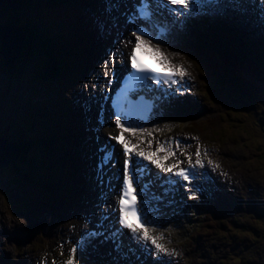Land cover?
<instances>
[{"label":"rangeland","instance_id":"1","mask_svg":"<svg viewBox=\"0 0 264 264\" xmlns=\"http://www.w3.org/2000/svg\"><path fill=\"white\" fill-rule=\"evenodd\" d=\"M7 1L9 0L5 3ZM7 3L9 5L10 1ZM110 3L111 0H54V3L53 0L48 2L42 0L40 6L34 4V7L27 5L24 8L20 0H17V8L9 5L10 8L4 9L0 6V22L12 21L14 11L18 12L17 15L15 13L16 19L24 22L18 26L17 38L15 36L7 38L15 53L21 55L22 43L20 46L19 44L26 35L31 36V44H37L43 38L46 39V35H53L54 32L60 34L58 35L60 37L56 38L59 47L60 43H63L62 48L66 50L64 37L67 42L72 39L74 44L69 46L74 51L83 53L88 62V66L78 70L75 76H67V78L62 75L45 81L41 79L44 62L36 56H33L32 61L20 57L7 63L5 59L7 55L3 52L6 42L0 36V164H2L0 166V251L4 252L6 258L3 264L19 256L25 258V264H45L46 258L40 252L43 254L61 252L62 259L68 257L70 249L75 245L71 243L70 236L76 232L75 230L69 232L65 228L71 220L68 216L69 210L80 207L77 199L88 201L89 192L102 190L99 186L92 187V184L84 185L79 180L78 168L70 161L65 171L68 175L63 176L53 169L45 170L43 166L54 161L59 164L65 158L72 161L76 158L74 162L79 164L78 160L82 163L84 157L88 156V163L92 169L93 150L89 147V142H92L91 136H98L99 127L94 117L85 116V102L80 100L84 85L95 84L100 79H105L107 82L111 72L110 67L113 66L112 60L109 59L112 54L111 45L104 41L100 46L98 42V39L111 37L108 34L99 38L104 34V32L100 33V30H106L105 27L108 25L107 20L103 21L99 17L105 12L109 13ZM206 15V18L196 21L194 29L190 28L187 21H183V24L179 23L177 27L182 30V34L178 37V41L174 40V36L179 34L173 31L172 36L163 44V48L168 51L171 58L186 64L189 75L194 76L193 87H195L193 95L189 92V97L178 96L176 107L183 106L182 111L173 112L171 115L173 123L164 131L174 129L180 135L189 134L194 137V145L202 146L205 151H208L206 146L213 147L212 151L220 160L224 158L227 163L230 162L228 164H233L231 167L225 164L229 177L234 179L233 184L220 186L232 199H240L242 202L241 199L249 198L251 204L255 203V207L264 217V80L258 65L264 66L260 62V54L245 44V41L250 43V40L238 37L243 33L252 38L249 35L252 34L258 36L264 43V27L256 29L260 22H256L253 16L239 17L242 23L239 26L235 21L239 20L238 18L226 17L225 19L230 23L235 21L234 26H230L227 22L218 20L219 14ZM99 19L103 21V25H100ZM48 22H54V25H49ZM58 25L61 27L55 28ZM111 25L114 29L118 23ZM221 27L227 30L232 45L225 44L221 49L212 48L204 38L208 32H220ZM234 40H243L245 48H242L240 42L234 44ZM90 45L97 49L92 52ZM176 53L179 55H174ZM115 54L119 62L122 58L117 56L116 52ZM9 56L12 60L11 50ZM106 61L110 64L107 69L103 68ZM197 61L206 62L204 66L212 72L216 69L209 64H214L223 78L215 80L209 88L211 83L207 81L210 78L206 79V74ZM65 62L69 63L68 60ZM58 80L61 82L56 83ZM57 96H63L70 102L66 103ZM84 99L86 100L85 96ZM34 101L46 107L47 115L36 106ZM188 103L190 106L191 103L202 105L201 113H197L194 107L188 109ZM62 104L69 107L61 109ZM61 115L71 120L72 131L69 134L63 131L65 124L61 121V131H56V123ZM20 118L24 122L22 130L19 129ZM75 125L77 126L73 129ZM55 132L73 139L70 140L71 152L64 147L55 148L52 145L57 138ZM3 138L9 141L16 140L24 153L22 145L27 148L26 154H30L32 165H40L43 162V166L40 165V169L37 168L33 172H26L25 165L28 159L22 155L8 153L15 148L5 143ZM224 147L230 148L229 159L223 154ZM235 147L238 148L235 156L240 155L239 151L241 154H248L246 161L237 160L234 155L232 157L231 152ZM52 156H56L55 160ZM246 167L249 168L250 173L245 171ZM51 175L53 177H50ZM56 175L59 181L65 182V187L58 185L59 189L54 191L51 185ZM81 176L91 180V172L87 176L84 174ZM221 180V176L217 174L214 185ZM252 186H255V190ZM249 192L254 195L251 196ZM16 193L19 194V198L15 196ZM35 193L38 194L37 197ZM62 195L65 197L63 198ZM114 196L113 194V198ZM196 202L212 211V207L207 205L206 198H200ZM242 204L234 207L235 213L230 214L227 209L221 214L217 213V219L222 223L218 225V232L211 235L213 238L205 241H192L194 248L191 252L187 249L185 244L187 239L183 236L193 225L192 219H196V216L182 218V222L184 221L187 227L179 226L173 235L175 244L179 246L180 255L175 257L180 259L179 264H236L234 259L228 257V255L233 256V253L234 257L241 256L248 260V264H264V236L260 233H257V236L249 231L256 223L253 224L247 214L254 209L251 204L247 207L243 202ZM261 219L264 223V219ZM166 238L170 240L169 235H166ZM73 239H76V235ZM146 255L150 258L149 253ZM169 260L172 264H177L172 258Z\"/></svg>","mask_w":264,"mask_h":264},{"label":"snow or ice","instance_id":"2","mask_svg":"<svg viewBox=\"0 0 264 264\" xmlns=\"http://www.w3.org/2000/svg\"><path fill=\"white\" fill-rule=\"evenodd\" d=\"M167 4L178 6L168 10L174 14L176 20L183 24L181 17H189L199 14L204 8L209 5L219 6L220 0H166ZM264 3V0H262ZM155 4L159 7H165V0H155ZM134 12L128 17L129 23H135L138 20L144 21L146 24H151L156 28V34L153 35L146 27H137L133 32L135 36V44L129 53L131 61V71L125 80V86L121 93L113 102L115 109V124L121 129L120 134L111 137L116 140L122 147L125 160L122 169L119 170L117 179L120 181L119 196L116 201V207L112 209V213H105L103 219H107L111 214H117V223L119 228L112 229L108 235L100 231H90L85 238L77 242L70 249L69 257L63 264H79L76 258L78 246L83 248L85 244L98 237L104 236L105 240H111L117 252L122 251L121 229L127 230L129 238L140 248L147 250L151 255L159 260L162 256L176 257L180 253L176 249H170L163 243V233L154 235V229L150 227L155 224L156 213L159 212V203L164 197L174 195L178 186L182 185L189 190V198L196 199L201 191L200 181L203 178V173L198 169L204 168V161L201 159V149L197 145L195 152V162L193 163L192 154L181 152V155L187 157V167L182 166L185 161L177 157V152L172 147L165 146V143H158L154 150L144 151L139 148L138 144H132L129 139L124 136L125 132L135 134L138 129L127 126L130 121L125 119L122 121V115H128L133 110L137 109L144 103L143 97L139 100H132L131 94L134 92L147 89L152 91L163 90V85H168L170 88L180 81L184 80L189 73L187 69L180 65H173L169 57L158 47L152 46V39H161L169 31L168 25H160L155 21V12L153 8V0H139L134 6ZM264 11V7H262ZM147 37V38H146ZM131 43V41H128ZM141 53L153 59L158 65L163 67V71L157 72L155 68H151L144 64L137 53ZM123 55L122 53L120 54ZM174 55H179L178 53ZM116 54L110 55L109 59L114 60ZM105 69L108 68V62L104 64ZM105 71V75H107ZM111 83V80L109 81ZM178 90V89H177ZM164 91V98L168 95H174L175 92L169 93ZM154 107V104L147 105L148 110ZM103 123V120H100ZM140 131H143L142 129ZM149 135H151L149 133ZM198 140V138H195ZM171 143V142H169ZM149 149L152 147V141L148 140ZM176 149L180 148L179 141H175ZM164 153V155H160ZM206 154V151H205ZM177 157L175 162L166 163L170 158ZM118 160L114 156L112 150L105 148L101 156L98 168L103 171V168L109 164L116 167ZM208 165L213 167V170L219 168L218 164H213V161L208 160ZM154 166L160 172L170 174L161 176L159 173L153 178L150 168ZM224 175H227L224 173ZM159 182L163 189L162 194H156L152 189ZM55 264V262H54Z\"/></svg>","mask_w":264,"mask_h":264},{"label":"bare ground","instance_id":"3","mask_svg":"<svg viewBox=\"0 0 264 264\" xmlns=\"http://www.w3.org/2000/svg\"><path fill=\"white\" fill-rule=\"evenodd\" d=\"M244 2H247V3H244ZM127 7H130V6L126 5V8ZM122 8H125V5L122 3V0H111L110 6H109V13H108V20H107V24L108 25L107 26H110L111 21L116 22L115 20H112L113 19L112 17H118L121 20V22H122V16H119ZM129 10H131V8H129ZM261 10H262V8L260 7V4L258 2L256 3V1L254 2V0H239V3H237V4H235V2L233 1V2H230V3L227 4V12H226L227 14L223 15L221 20L227 22L230 26H234L235 21H237L236 22L237 26H239V25L242 24L240 22L239 17H242L243 15L251 16V15L257 13L256 11L262 12ZM226 17L228 19L229 18H232V19L238 18L239 20H235L232 23H230L229 20L225 19ZM258 18H259L258 22H261L264 19V15L262 17L258 16ZM119 19H116V20L119 21ZM164 20H168V19L165 18ZM119 26H120V24H119ZM105 29L106 30H100V33L104 32L103 35H100V38L102 36H107V34H109V33L110 34L111 33L115 34V32L113 30V27H111V28L110 27H105ZM122 31H124V28L120 29L119 32H122ZM125 34H126V37H125L126 39H121L123 44H126L132 38L131 34H128V33H125ZM50 37H51V35L46 37V39H45L46 43H43V45H45V44H47V45L50 44L51 45L52 44V41H54V40H52ZM60 44H61V47H62V45H64L63 43H60ZM73 44H74V42H73ZM70 50L74 51V49H72V48H70ZM124 58L125 57H123V59ZM123 62L124 61L121 59L119 61L120 64H117V65L115 64V67L118 68V66H119V68H120ZM103 91H104V86H100V85H98L97 87L88 86V87L82 88V93L86 97V100L84 99L83 101L85 102V108H86L87 115H96L97 112H98V104H101L100 105L101 108L102 107L105 108L104 113L107 112L106 106L103 105V103L101 102L102 95H103L102 92ZM34 102L36 103V101H34ZM36 106H39V109L45 115H47V109H46V107H44V105H42V104H40V102H38V103H36ZM90 106L92 107V109H90ZM155 121L157 122L158 127H160V128H164V127L169 126L170 124H172L171 111L170 112H166V113H164V111H161V113L158 115V117H156ZM129 126L135 127L138 130H141V129L143 130V131L136 132L135 134L129 133V132H125L126 135L128 136V138L131 139L130 141H133L134 143H137L139 148H142L144 145L143 146L141 145V142L137 138V136H140V135L147 136V134H148L147 132H149V131L150 132H154L155 134L159 132V131H156V130H150L148 127H143V126H141V124H139V125L138 124L137 125L130 124ZM116 127L117 126H115L114 124H111L110 129H114ZM172 132H175L174 129H173ZM100 139L102 141L109 140L112 143L111 137H109L108 135H104V133L100 136ZM69 140H73V139H69ZM57 144H60V143L57 142L56 145ZM89 144H90V142H89ZM70 145H71V143H70ZM101 145H104V144H101ZM90 146L93 149V154L92 155L93 156L97 155L98 154L97 142L94 141L93 143L90 144ZM229 149L225 148V147L223 148V154L228 159L230 157V154H229L230 150ZM212 150H213V148H212ZM237 150H238V148L235 147V150L233 152H231V153H233L232 157L235 156V153L237 152ZM115 152H116L115 157L123 155L120 147H118V146L115 147ZM53 154H55V153H53ZM239 154H240L239 156H235V159L242 160V162H244V160L246 161V159L248 158V154L247 153L241 154L240 151H239ZM211 156L213 158H215V159H218L220 161V164H219L220 167L216 168L215 170H213V167L211 165H209L208 168L211 171L216 172L217 174H219L221 176V178H222V181H226L227 180V176L229 175V171H228L226 165L231 167L233 164H228L230 162L227 163V161L224 158H222L220 160L217 157V154L214 153V151L211 152ZM239 164L241 165V163H239ZM109 170L110 171L107 172V173L110 174L109 179H104L106 177H103L104 175H102V174L99 175V181H102V180L104 181L105 180V182H103V184H102V187L99 186L102 189L101 193H103V196L99 195L98 193H94V192L91 193V199L93 201H92V203L90 205H88L89 208L91 209V212L83 211V210H80L78 208H75V209H73L71 211V214L75 218V221H73V223H72V228L73 229L75 228V229L79 230V229L89 228V230H90L92 227H95L94 225H98L100 227L108 226V225L105 224V222L103 220L100 219V215L103 212L104 213H112V209L115 208L114 201H113V198H112V194L116 190L117 175H118V172H119V170H117L116 168L113 169V170H111V169H109ZM89 171H90V169H89ZM245 171L250 173V170L247 167H246ZM224 173H226L227 175H224ZM151 174L153 176H155L153 173H151ZM113 178H114V181H113ZM94 179H97V178L94 177ZM113 182L115 184L113 186H111V184H113ZM106 183H108V184H106ZM216 185H224V184L220 183V182L219 183L217 182ZM152 190L153 191L155 190V186L153 187ZM207 190L209 192L213 193V195H217L216 191L214 189V186L211 185L210 183H208ZM182 195H183V190L182 189L176 190V194H175L176 197L180 198ZM172 196L173 195H170L168 197H172ZM165 198L166 197H164L163 201L161 203H159V205H158V207H159V212L158 213H160L161 210H164V208L166 206V201L167 200ZM209 202L211 203L210 206L214 205L213 204V200L210 199ZM84 203H87V201L83 202V207H85ZM219 207L221 209L223 208V206L220 203H219ZM168 210L171 213H174V207L172 205L168 206ZM108 218H109L108 222H110L111 219H112L114 221V223H115L114 213L109 215ZM114 223H112L111 225H113ZM164 224H167V225L163 226L164 229L165 228H169V229H171L172 232H174L173 230L175 229L176 225H174L173 222H171L169 219H165V223ZM68 231H70V230L68 229ZM103 233L105 235L108 234L107 232H103ZM168 234L171 237L173 236L170 233H168ZM203 238H205V237H203ZM101 240L103 241V243H100V245H101L102 249L104 250L105 255L106 254H109V256L114 255L115 257H117L120 260L123 259V252L122 251L121 252H117L115 250L114 244H113V242L111 240H105L104 236H101ZM121 240H122V243H124L126 241V243H124L125 244V248H127L126 249L127 252L129 251V256H128V259H127L125 264H132L133 262L135 263L136 262L135 255H136L137 252H141L143 254L142 249H132L131 245L128 243V242H130L129 240H127L125 238H122ZM163 241L166 242L164 239H163ZM153 260L155 261V259H153Z\"/></svg>","mask_w":264,"mask_h":264},{"label":"trees","instance_id":"4","mask_svg":"<svg viewBox=\"0 0 264 264\" xmlns=\"http://www.w3.org/2000/svg\"><path fill=\"white\" fill-rule=\"evenodd\" d=\"M47 2L49 1V0H46ZM19 2V1H18ZM20 3H22V5H23V7L25 8L27 5H36V6H40L41 5V3H42V0H20ZM34 7V6H33ZM3 8L5 9V8H10L9 7V5H8V3H6V4H4V6H3ZM15 13H16V15H17V11H14ZM48 35H46V37H47ZM44 39V38H43ZM40 40V41H38L37 42V47H36V51L37 52H43V53H45V56L47 57V61H50V62H52L53 63V65L52 66H48V67H46V70H45V72H44V76L46 77V76H48V75H54V73H55V70H56V72H57V75L60 73V70H59V68H57V66H55V70H54V68H50V67H54V61L55 60H58L59 62H63V60L64 61H66V59L65 58H63V59H59V57L57 56L58 55V51H57V49H56V46L58 45V44H56L54 41H52V43L53 44H49V45H47V44H45V45H43V43H46L45 42V39L44 40ZM52 39V38H51ZM28 40L29 41H32V38H31V36H28ZM53 40V39H52ZM30 45V43L28 42V43H24V44H22V51H21V58L23 59V60H27V59H30L31 57H33V55L34 54H32V50H31V47L29 46ZM33 46H34V44H32ZM33 53H34V50H33ZM24 57H26V58H24ZM57 75H55V76H57ZM52 145L53 146H55L56 145V143H52ZM26 152H28V150H27V148H26Z\"/></svg>","mask_w":264,"mask_h":264},{"label":"water","instance_id":"5","mask_svg":"<svg viewBox=\"0 0 264 264\" xmlns=\"http://www.w3.org/2000/svg\"><path fill=\"white\" fill-rule=\"evenodd\" d=\"M6 0H0V4H6L7 2L10 1V4L13 8H17V0H9L5 3ZM18 27L13 24H7V25H0V36L4 38L6 45L3 47V52L5 53L6 56V62L9 63L10 61H14L16 58V55L12 52V60H10L9 56V50L11 49V44L10 41L7 40L9 35L15 36L17 38V32H18ZM22 40V39H21ZM20 40V41H21Z\"/></svg>","mask_w":264,"mask_h":264}]
</instances>
